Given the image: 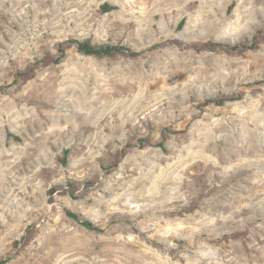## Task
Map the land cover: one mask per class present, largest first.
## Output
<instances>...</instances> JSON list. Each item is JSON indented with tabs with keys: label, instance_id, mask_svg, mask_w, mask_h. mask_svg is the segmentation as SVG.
<instances>
[{
	"label": "rangeland",
	"instance_id": "obj_1",
	"mask_svg": "<svg viewBox=\"0 0 264 264\" xmlns=\"http://www.w3.org/2000/svg\"><path fill=\"white\" fill-rule=\"evenodd\" d=\"M6 257L264 264V0H0Z\"/></svg>",
	"mask_w": 264,
	"mask_h": 264
},
{
	"label": "trees",
	"instance_id": "obj_2",
	"mask_svg": "<svg viewBox=\"0 0 264 264\" xmlns=\"http://www.w3.org/2000/svg\"><path fill=\"white\" fill-rule=\"evenodd\" d=\"M103 8L105 10H110L113 7L111 5L105 4V5H103ZM183 24H184V21H182L180 25H183ZM66 43L71 44V45H75L80 52L88 54V55L109 56V55H113L115 53H121V52L128 53L131 56H136L139 54V51H136L131 46L125 45V44L94 45V44H92V42L90 40H79V39H69ZM210 46L213 48L216 46V43H211ZM225 46L228 49H231V50L234 49V48L230 47V45H225ZM59 51L61 54L58 57H56V59L54 61L57 64L61 63L64 60L65 55H66V50H65V47L63 44L60 45ZM240 99H241V95H238V96L225 95V96L220 97V98L210 99L207 102L208 103L213 102V103H216L218 105H222L226 102H233V101L240 100ZM157 146L162 148L163 150H166V148H167L165 141L159 142L157 144ZM66 211L70 217L78 220L81 224H83L87 228L92 229V230H96V231L104 230L103 228L96 225L91 220H89L87 218H83L80 214L74 212L73 210L67 209ZM10 259H11V257H6L0 261V264H5Z\"/></svg>",
	"mask_w": 264,
	"mask_h": 264
}]
</instances>
